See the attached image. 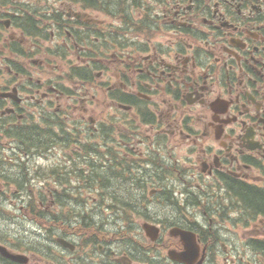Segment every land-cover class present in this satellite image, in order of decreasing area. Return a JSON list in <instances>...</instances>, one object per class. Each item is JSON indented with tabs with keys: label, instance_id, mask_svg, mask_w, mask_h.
<instances>
[{
	"label": "flooded vegetation",
	"instance_id": "1",
	"mask_svg": "<svg viewBox=\"0 0 264 264\" xmlns=\"http://www.w3.org/2000/svg\"><path fill=\"white\" fill-rule=\"evenodd\" d=\"M5 141L4 200H32L33 149L61 150L38 202L60 218L22 202L42 227L8 219L0 264H264V0H0Z\"/></svg>",
	"mask_w": 264,
	"mask_h": 264
},
{
	"label": "rangeland",
	"instance_id": "2",
	"mask_svg": "<svg viewBox=\"0 0 264 264\" xmlns=\"http://www.w3.org/2000/svg\"><path fill=\"white\" fill-rule=\"evenodd\" d=\"M76 61H77L76 53L70 52L69 56L67 57V62L76 63ZM67 62L62 61L60 59H52V63H59L64 66L67 65L68 67L69 64ZM44 70L45 69L41 70L39 68L37 70H32L34 78L46 80L44 78L53 77L50 74V71L45 72ZM64 84L66 88L70 89L72 87L71 84L69 83H64ZM91 92L93 91L91 90ZM98 93L102 96L101 100L104 101L103 95H105V93L104 94L103 92H98ZM61 104L69 105V102L66 99H64V101H62ZM8 143H9L8 141H5V145L0 146V167L2 168V170H4V172L6 173L9 172V175L11 177L16 176L18 179L21 173L18 170L22 169V167L18 165L20 163L18 158L11 155V152L14 149V144L12 146H9ZM60 151L59 152L58 151H54V152L48 151L49 153L46 152L45 156H42V157H38L37 155H40V154H36V156L33 157L31 160H26V164L30 167V170H32V175L28 177L29 179L28 185H31L30 191H33L32 193L33 198L32 200L28 199V196L30 195V193H27L24 196H20L18 195L19 194L18 193L17 196H14L11 194V196L8 197V199L5 198L6 200H4L3 198L0 199V232L2 234L15 233V231L13 230V227L11 228V225L9 224L8 219L10 218L17 219L18 222L17 221H14V222L19 223L18 226H21L22 229H26L28 233H34V232L40 231L42 225H38V224L36 225V224L31 223L29 220H27L31 218L30 215L28 214L27 209L20 207L22 206L21 203L25 201L27 202L31 201L34 203L33 204L34 211L36 213H41V215H44V218L50 221L51 228L57 227L56 226L57 223L55 222L56 221L55 219L60 218L59 216L60 214L58 215L59 211L52 212L50 211L49 208H47L48 204L46 205V207H44V206L39 205L38 202L44 201L45 203H49L50 193H52L53 191H56L57 181H56V178L53 177V171L56 168H58V161L56 160L55 157L57 156H55L54 153L56 155L58 153L61 155L62 152ZM21 165H23V161H21ZM38 175H40L41 177L40 178L37 177ZM98 192H99L98 190L96 191L91 190L87 192L86 194H84L87 197L88 202L90 204H88L85 208L82 207L83 209L81 210V212L90 211L89 213H98L99 215L97 216V218L103 217L105 215L104 210L100 211L99 208L94 207V210H91L93 207L91 206L93 204V199L99 196ZM46 201H49V202H46ZM67 212L68 211H65V215L67 214ZM61 220L65 222L66 221L69 222L71 219L61 218ZM35 237H36V240H34L35 241L34 244L38 245V247H41V245L43 244V240L37 236Z\"/></svg>",
	"mask_w": 264,
	"mask_h": 264
},
{
	"label": "trees",
	"instance_id": "3",
	"mask_svg": "<svg viewBox=\"0 0 264 264\" xmlns=\"http://www.w3.org/2000/svg\"><path fill=\"white\" fill-rule=\"evenodd\" d=\"M79 76H80V78L82 79V80H84V81H86V76L87 75H85L84 73H79ZM39 131L40 129L38 128V127H34L33 128V131L35 132V131ZM36 133V132H35ZM38 135H35V134H33V135H27L28 136V138H30V142L31 143H35L36 144V142L37 141H41V139H42V136H40L39 135V133H37ZM40 134H41V132H40ZM258 194H260V197H261V199L260 198H257V199H251V201H252V203H254L256 206H258L261 210H264V194H262V193H258Z\"/></svg>",
	"mask_w": 264,
	"mask_h": 264
},
{
	"label": "water",
	"instance_id": "4",
	"mask_svg": "<svg viewBox=\"0 0 264 264\" xmlns=\"http://www.w3.org/2000/svg\"><path fill=\"white\" fill-rule=\"evenodd\" d=\"M0 250L2 251V249L0 248Z\"/></svg>",
	"mask_w": 264,
	"mask_h": 264
}]
</instances>
